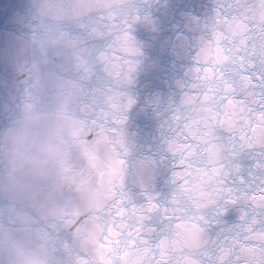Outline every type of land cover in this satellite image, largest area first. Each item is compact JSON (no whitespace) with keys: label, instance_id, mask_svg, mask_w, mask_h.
<instances>
[{"label":"water","instance_id":"water-1","mask_svg":"<svg viewBox=\"0 0 264 264\" xmlns=\"http://www.w3.org/2000/svg\"><path fill=\"white\" fill-rule=\"evenodd\" d=\"M221 3L224 0H0V239L9 233L8 220L15 216L23 231H34L44 242L49 264H122L124 251L130 259L143 256L140 249L113 243L110 251L104 244L108 172L114 158L123 159L124 190L133 202L142 204L144 195H153L161 205L167 203L175 190V158L166 151L170 119L191 83L190 70L202 41L211 38L209 28ZM129 14L139 17L130 29L139 55L133 58L132 83L120 86L105 71L100 53ZM117 91L134 100L123 126L111 123L116 113L110 104ZM53 103L63 113L68 139L46 185L48 198L31 202L6 195L3 181L12 174L8 134L23 113ZM69 106L74 114L67 111ZM114 127L122 137L111 131ZM233 162L247 174L255 158L245 150ZM240 211L241 206L229 205L218 218L207 213L210 223L202 234L171 237L168 264H212L203 254L215 258L222 236L240 230ZM195 215V209L187 214ZM157 239L153 236L152 242ZM223 246L232 247L227 241ZM241 246L248 245L241 241ZM233 255L241 256L239 264H255L258 258L255 248L234 250Z\"/></svg>","mask_w":264,"mask_h":264},{"label":"snow or ice","instance_id":"snow-or-ice-1","mask_svg":"<svg viewBox=\"0 0 264 264\" xmlns=\"http://www.w3.org/2000/svg\"><path fill=\"white\" fill-rule=\"evenodd\" d=\"M138 20L129 14L113 42L100 53L105 71L120 86L132 83L135 72L133 58L139 51L130 29ZM209 32L211 38L203 40L196 53L191 83L170 119L166 151L175 158L171 174L175 190L167 203L161 205L157 197L142 193L144 202L135 204L124 190L125 161L112 160L104 244L110 251L116 243L143 253L130 259L127 251L122 252V264H168L171 237L192 231L202 234L210 223L207 213L218 218L229 205L241 206V228L223 235L215 258L206 252L205 259L212 264H239L241 256L233 251L255 248V264H264V0H224L215 10ZM133 104L131 97L117 91L110 104L116 113L111 123L123 126L124 113ZM111 131L123 136L115 127ZM117 142L123 146L122 140ZM245 150L255 158L247 174L233 162ZM192 209L196 215L188 217ZM153 236H159L155 243ZM224 241L232 247H224ZM241 241L248 246H241Z\"/></svg>","mask_w":264,"mask_h":264},{"label":"clouds","instance_id":"clouds-1","mask_svg":"<svg viewBox=\"0 0 264 264\" xmlns=\"http://www.w3.org/2000/svg\"><path fill=\"white\" fill-rule=\"evenodd\" d=\"M67 111L73 113L71 106ZM62 116L55 103L37 105L22 114L20 122L8 134L7 159L12 174L3 181L6 195L31 202L48 198L46 185L64 150L62 142L68 139ZM8 224L9 233L0 239V264H49L47 247L34 231H23L15 216L9 218Z\"/></svg>","mask_w":264,"mask_h":264}]
</instances>
